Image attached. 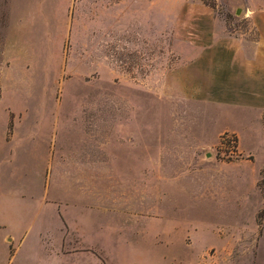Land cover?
<instances>
[{
	"label": "rangeland",
	"instance_id": "1",
	"mask_svg": "<svg viewBox=\"0 0 264 264\" xmlns=\"http://www.w3.org/2000/svg\"><path fill=\"white\" fill-rule=\"evenodd\" d=\"M26 4L0 0L4 231L58 212L104 264H264L263 141L220 132L208 80L264 0Z\"/></svg>",
	"mask_w": 264,
	"mask_h": 264
},
{
	"label": "crops",
	"instance_id": "2",
	"mask_svg": "<svg viewBox=\"0 0 264 264\" xmlns=\"http://www.w3.org/2000/svg\"><path fill=\"white\" fill-rule=\"evenodd\" d=\"M6 2L8 24L15 12L23 14L27 10L26 0ZM242 14V19H249L256 26V38H220L215 43L214 70L213 74L208 73V80L216 95L214 115L221 114L230 125L220 132L233 134L238 140V151L249 154L242 149L243 137L261 136L264 145V8L247 9ZM48 216L51 227L47 223L41 226L29 241L24 232L17 234L15 242V234L6 233L0 222V264L105 263L104 256L96 257L91 246L79 244L77 231L64 228L62 214L54 212ZM96 247L102 249L101 245Z\"/></svg>",
	"mask_w": 264,
	"mask_h": 264
},
{
	"label": "water",
	"instance_id": "3",
	"mask_svg": "<svg viewBox=\"0 0 264 264\" xmlns=\"http://www.w3.org/2000/svg\"><path fill=\"white\" fill-rule=\"evenodd\" d=\"M239 14H240V10H237V11H236V15H239Z\"/></svg>",
	"mask_w": 264,
	"mask_h": 264
}]
</instances>
